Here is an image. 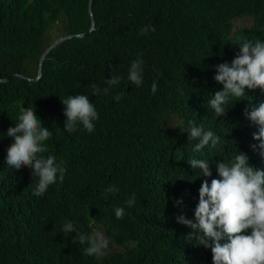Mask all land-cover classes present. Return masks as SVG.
Listing matches in <instances>:
<instances>
[{
	"label": "trees",
	"instance_id": "1",
	"mask_svg": "<svg viewBox=\"0 0 264 264\" xmlns=\"http://www.w3.org/2000/svg\"><path fill=\"white\" fill-rule=\"evenodd\" d=\"M89 9L90 0H0V264H16L15 253H35L44 264H209L199 241L189 238L192 230L175 217L194 219L188 210L205 180L190 160H207L220 146L259 144L243 112L264 92L230 98L222 117L208 101L223 90L213 79L216 66L231 64L242 39L264 42V0H92ZM92 18L96 27L89 34ZM145 27L154 31L141 35ZM85 33L55 47L38 77L48 47ZM138 59L139 87L127 79ZM111 74L120 83L93 96L90 84L103 90ZM80 94L98 113L91 133L80 122L75 131L64 129L61 100ZM21 108H31L51 132L38 155L58 163L57 155L67 169L42 196L32 194L37 181L28 180L29 168L6 164L13 143L6 133ZM190 120L220 138L215 148L209 142L194 151L197 141L186 133ZM255 152L262 157L259 148ZM254 167L264 171V162ZM109 186L119 191L105 198ZM116 207L125 209L120 219ZM65 221L73 223V235L102 226L108 248L120 250L105 249L109 257L100 263L85 254L87 243L73 244L62 232Z\"/></svg>",
	"mask_w": 264,
	"mask_h": 264
},
{
	"label": "clouds",
	"instance_id": "2",
	"mask_svg": "<svg viewBox=\"0 0 264 264\" xmlns=\"http://www.w3.org/2000/svg\"><path fill=\"white\" fill-rule=\"evenodd\" d=\"M89 11L92 13V6ZM149 30L154 31L145 27L141 29L140 34H147ZM83 35H68V37ZM142 64L143 61L140 59L133 61L128 71L127 79L137 87L142 84ZM215 70L216 75L213 79L223 85V90L211 96L208 103L217 117H222L227 113L223 105L230 98L245 96L246 90L260 89L264 92V42L242 39L239 44V53L231 64L227 62L219 64ZM38 77L41 76L38 75ZM120 80L119 75L111 74V78L105 80L108 87L103 90L95 83L90 84L93 96L101 91L107 94L110 88L120 83ZM151 88L154 94L157 90L155 81ZM122 95H117L114 99L118 102ZM181 95H183L182 92ZM256 96L254 106L246 105L243 112L253 132V140L259 142L258 145H252V148L250 146L246 149L234 147L232 150L223 146L215 148L220 138L214 136L211 130H205L203 126L197 127L193 121H188L189 127L186 130L188 140L197 141L194 151L199 152L209 145V142L215 149L207 160L189 161L194 170H200L205 180L199 192L195 189L192 204L188 210L189 212L194 210V219H187L183 214L176 216L175 219L179 224L192 230L189 238L199 241L200 248L209 258V264H264V171L254 167L264 162V96ZM61 103L64 107L63 115L66 118L65 131H75L77 122H80L89 133L94 131L93 122L98 119V113L87 95H69L61 100ZM18 119L19 122L9 127L6 133L13 139V143L7 149L6 164L16 171L23 167L29 168L31 173L28 180L32 183L37 181L32 194L42 196L48 187L56 182L58 174L59 180L63 181L67 169L63 166V162L60 163L57 155L58 163L52 155L46 158L38 155L46 151L43 142L50 137L51 132L42 126V121L35 112L31 108H21ZM257 148L260 149L262 157L256 154ZM118 191L117 187L109 186L105 189V198ZM135 200L136 197L133 194L125 201V204L131 207ZM182 203V200L177 201V204ZM141 205L135 207V216L139 213ZM114 212L117 219L125 215L124 207H116ZM96 228L98 231L94 230L91 235L81 233L73 235L69 234L74 231L73 223L65 221L62 232L72 239L73 244L87 243L85 254L100 257V263H103L104 259L109 257L103 256L109 241L101 233L103 227L97 225ZM116 248H108L106 251L112 254V249ZM14 260L17 261L16 264H44L35 253L26 257L15 253ZM59 262L60 260L50 261L46 264H59Z\"/></svg>",
	"mask_w": 264,
	"mask_h": 264
},
{
	"label": "water",
	"instance_id": "3",
	"mask_svg": "<svg viewBox=\"0 0 264 264\" xmlns=\"http://www.w3.org/2000/svg\"><path fill=\"white\" fill-rule=\"evenodd\" d=\"M92 6V2L90 3V8ZM95 29V22H94V19H93V23H92V29L88 32V33H91L92 31H94ZM87 33V34H88ZM86 34H84L83 36H85ZM68 38H71V37H61L59 38L58 40H56L52 45L51 47L49 48L48 51H46V53L44 54V56L41 58V62H40V65H39V76H41V71H42V66H43V61L46 57V55L51 51L53 50L56 46H58L61 42L65 41V40H68Z\"/></svg>",
	"mask_w": 264,
	"mask_h": 264
},
{
	"label": "rangeland",
	"instance_id": "4",
	"mask_svg": "<svg viewBox=\"0 0 264 264\" xmlns=\"http://www.w3.org/2000/svg\"><path fill=\"white\" fill-rule=\"evenodd\" d=\"M252 21L251 20H245V22H241V21H239V22H237V24L235 23V25L237 26V27H241V26H245V23H251ZM100 231H101V229H99ZM113 250V252H114V250H116V251H119L120 249H119V247L118 248H116V249H112ZM111 253V252H110Z\"/></svg>",
	"mask_w": 264,
	"mask_h": 264
},
{
	"label": "bare ground",
	"instance_id": "5",
	"mask_svg": "<svg viewBox=\"0 0 264 264\" xmlns=\"http://www.w3.org/2000/svg\"><path fill=\"white\" fill-rule=\"evenodd\" d=\"M90 34V33H89Z\"/></svg>",
	"mask_w": 264,
	"mask_h": 264
}]
</instances>
